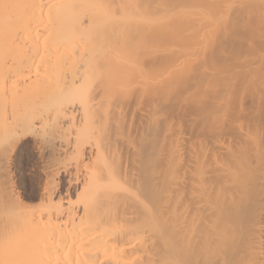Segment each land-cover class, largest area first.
Instances as JSON below:
<instances>
[{
    "label": "bare ground",
    "instance_id": "bare-ground-1",
    "mask_svg": "<svg viewBox=\"0 0 264 264\" xmlns=\"http://www.w3.org/2000/svg\"><path fill=\"white\" fill-rule=\"evenodd\" d=\"M0 264H264V0H0Z\"/></svg>",
    "mask_w": 264,
    "mask_h": 264
},
{
    "label": "rangeland",
    "instance_id": "rangeland-1",
    "mask_svg": "<svg viewBox=\"0 0 264 264\" xmlns=\"http://www.w3.org/2000/svg\"><path fill=\"white\" fill-rule=\"evenodd\" d=\"M110 127H112L111 125H109ZM114 126V125H113ZM136 126V125H135ZM108 127V126H107ZM106 127V128H107ZM129 127V126H128ZM113 129H112V135H113V137L114 136H116V137H112V135H111V133H110V128L108 127L107 128V131L105 130V134H108L109 135V133H110V138L108 137V136H104V138L105 139H107V141H104V143L106 142V145H104L105 146V151H106V153H107V156H109L110 154V156H116L117 158H119V156H120V158L119 159H117V160H119L117 163H118V166L120 165V166H123V161H124V158L125 157H127V159L128 160H130L131 159V157L134 159V157L135 156H138V155H136L135 153H137V150H135V149H137V145H138V141H139V134H138V132H136L137 131V127H131V125H130V128H128L127 129V127H126V129L124 128H121L122 130H119L118 129V127L117 128H115V127H112ZM114 128H115V130H114ZM133 128V129H132ZM135 128H137V129H135ZM117 129H118V131H117ZM130 129H131V131H130ZM123 130H124V132H123ZM126 130V131H125ZM139 130V129H138ZM120 131V132H119ZM134 133H133V132ZM72 132H73V130H72ZM71 132V133H72ZM124 133V136L125 135H127V133H131L129 136H130V138H131V140H133L134 142H132L130 139H128L127 138V136H126V138L128 139V141L127 140H125V137H123L122 136V138L126 141V143H125V145H124V140L121 138V136H119L120 134H122V133ZM126 132V133H125ZM136 132V133H135ZM139 132H140V130H139ZM70 133V132H69ZM70 133V135H74V137H75V134L73 133V134H71ZM115 133L118 135V133H119V135L117 136V135H115ZM135 134H137V135H135ZM65 135H68V132H66L65 133ZM65 135L63 136V137H61L60 139L59 138H53V140L51 141H47L45 144L47 145H50L51 146V144H53L51 147H54V148H57V149H63L64 148V146L66 147L68 144H70L69 143V140L67 141V137L71 140V142H73V137H71L70 135H68L67 137H65ZM134 135V136H133ZM71 138H70V137ZM128 136V137H129ZM135 136H137L138 138H135ZM112 137V138H111ZM120 137V138H119ZM62 138H64V139H62ZM116 138H117V140H116ZM56 139V140H55ZM113 139V140H112ZM122 139V140H121ZM135 139V140H134ZM137 139V140H136ZM110 140H111V142H110ZM119 140H121V142L119 141ZM129 140L131 141V143H133V144H131L130 146H129V144H130V142H129ZM60 141V142H59ZM62 141V142H61ZM64 141H66V142H64ZM110 142V144H109V142ZM136 141H137V144H135L136 143ZM118 142H120V144H118ZM123 142V143H122ZM61 145H60V144ZM66 143H68L67 145H66ZM115 143V144H114ZM59 144V145H58ZM114 145V147H113V145ZM55 145V146H54ZM64 145V146H63ZM71 145H72V143L70 144V146L68 145V147H70L69 149L70 150H66V148H64L63 150L67 153V156L69 157V155H68V153L69 154H71L70 152H71ZM110 145V146H109ZM121 145H122V147L124 148V146H125V152H124V149L121 147ZM136 145V146H135ZM132 146V151H130L129 149H127V148H129V147H131ZM63 147V148H62ZM113 147V148H112ZM127 147V148H126ZM107 148H108V152H107ZM121 148H122V150H121ZM127 149V150H126ZM131 149V148H130ZM136 151V152H134V151ZM67 151H69V152H67ZM130 152V155H129V152ZM63 152V151H62ZM62 152H60L59 153V155L58 156H64V157H58L60 160H61V163H60V161H58L57 162V160H59L58 158H57V160L56 161H54V160H51V161H53V164L55 165V168H57L58 166H59V168H58V172H57V170H55V174H56V176H54V180H55V182H57V188H59L57 191V194L58 193H60L59 195H62V194H66V192H68V195H72V196H74L73 195V192H74V194L78 191V189H79V187L81 186V184H82V182L81 181H83L82 179H83V174H84V172L86 171V169H84V162H82V163H84L83 164V166H82V163H81V166H79V168L77 169V171H79L78 173H77V175H76V177L77 178H75V176H74V173L76 172V170L74 171V169H73V165L71 164L72 163V161L70 160V157H69V159H68V157L65 155V153L63 154ZM30 153V154H29ZM46 153V154H45ZM36 153H34L33 151H30V152H26V153H23L22 155H19V156H22L21 158H19V159H17L16 160V162H15V164L13 165V167L11 166V170H13L12 168H15L13 171H12V173H13V180L15 181L16 179V182L15 183H17V184H15L16 186V189H17V192L19 193L18 195L22 198L23 197V199L25 198L26 199V201L27 202H31V203H35L36 202V197H37V195H36V193L38 194V190H39V187H42V185H43V181L41 182V186L40 185H38L39 184V182H40V180H42V178H40V174H39V177H38V173H39V167H37V166H39V164L42 166V164H43V162H39V160H38V158L36 157L37 155H35ZM60 154H62V155H60ZM109 154V155H108ZM128 154V155H127ZM135 154V155H134ZM15 156V155H14ZM17 156V155H16ZM42 156H56V154L55 155H51V153H47V151L46 152H44V154L42 155ZM65 156H66V158H65ZM71 156H72V154H71ZM85 156H87V155H85ZM121 156H123V157H121ZM129 156V157H128ZM88 157V156H87ZM87 157H85V158H87ZM115 157V158H116ZM84 158V159H85ZM21 159H23V160H21ZM62 159H64V161H62ZM21 160V161H20ZM50 160V159H49ZM87 160H88V158L86 159V165H87V163H88V165H89V163H90V161H88L87 162ZM120 160H123V161H120ZM132 160V159H131ZM131 160H130V162L128 163V164H130L131 163ZM68 161H70V162H68ZM85 161V160H84ZM68 162V163H67ZM21 163V164H20ZM65 163H67V164H69V166H70V168H69V170H68V165L67 164H65ZM121 163V164H120ZM123 163V164H122ZM62 164H65L66 166H67V168H65ZM18 165V166H17ZM51 165V164H50ZM80 165V164H79ZM21 167V168H20ZM64 168V169H63ZM75 168V167H74ZM72 169V170H71ZM76 169V168H75ZM61 170V171H60ZM71 171V172H70ZM83 171V172H82ZM70 172V173H69ZM16 173V174H15ZM59 173V174H58ZM67 173V174H66ZM72 173V174H71ZM69 174H71V176H69ZM65 175V176H64ZM15 177V178H14ZM71 177V178H70ZM82 177V178H81ZM19 178V179H18ZM38 178V179H37ZM69 179H71L70 181H72V183H71V186H68L69 184H67L68 182L67 181H69ZM75 179V180H74ZM39 180V181H38ZM67 180V181H66ZM36 182H38V183H36ZM81 182V183H80ZM70 183V182H69ZM37 186V187H36ZM39 186V187H38ZM67 186V187H66ZM77 186V187H76ZM77 188V189H76ZM69 189V190H68ZM64 195H62V196H64ZM24 199V200H25Z\"/></svg>",
    "mask_w": 264,
    "mask_h": 264
}]
</instances>
